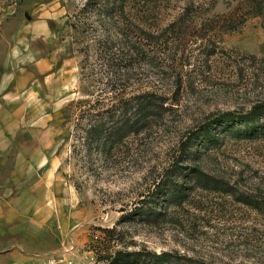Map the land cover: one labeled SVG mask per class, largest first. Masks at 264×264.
Instances as JSON below:
<instances>
[{"label":"rangeland","instance_id":"374dc122","mask_svg":"<svg viewBox=\"0 0 264 264\" xmlns=\"http://www.w3.org/2000/svg\"><path fill=\"white\" fill-rule=\"evenodd\" d=\"M130 6L165 42L156 55L121 61V48L100 46L112 28L99 0H0V124L21 127L11 141L59 184L84 236L72 247L97 264L143 250L179 264H264V135L220 122L257 108L264 124V0ZM117 94L124 106L153 97L155 109L117 156L100 161L77 139L86 117L120 109ZM171 172L180 200L157 192Z\"/></svg>","mask_w":264,"mask_h":264},{"label":"crops","instance_id":"0c3cea01","mask_svg":"<svg viewBox=\"0 0 264 264\" xmlns=\"http://www.w3.org/2000/svg\"><path fill=\"white\" fill-rule=\"evenodd\" d=\"M20 128L0 124V264L37 263L84 243L74 229V207L61 203L59 184L40 176L39 162L21 156V146L11 141Z\"/></svg>","mask_w":264,"mask_h":264},{"label":"trees","instance_id":"16d2710c","mask_svg":"<svg viewBox=\"0 0 264 264\" xmlns=\"http://www.w3.org/2000/svg\"><path fill=\"white\" fill-rule=\"evenodd\" d=\"M89 1V0H88ZM105 8V14L108 17L109 23L111 22L112 31H109V35H104L103 41H99L98 44L111 46L110 52H114L115 48L122 50L124 57L121 61H127L128 57H141L143 55L149 56L151 54H157L155 49L159 46L161 41L159 32L154 27H145L140 23L139 14L143 11H136L134 15V7H131V1L133 0H99ZM99 4V3H96ZM95 4V5H96ZM81 27V26H80ZM74 26V29L79 34H85L87 29ZM173 28V27H172ZM82 30V31H81ZM160 39V41H159ZM116 49V50H117ZM121 53V52H120ZM116 60V59H113ZM148 63V62H147ZM110 92L116 94L121 90L114 86L110 87ZM118 100V94H117ZM154 98L143 97L134 99L133 104L124 106L120 100V109L110 113V115L100 114L94 118H99V121L88 119L87 128L85 129V137H79L77 139L80 144L89 150L91 155L92 151H95L98 159L104 161L112 160L117 156L115 151L122 147L124 141L130 136L140 134L143 130L144 124L151 116V111L155 109V105L152 104ZM131 102V101H130ZM103 106V105H101ZM103 109V108H102ZM262 109H254L248 115L241 116L236 120L233 113H226L221 118L222 126H226L230 129L234 123H240L246 126H253L251 133H260L264 135V124H261ZM108 114V113H107ZM219 123V121L217 122ZM212 125L206 124L203 128V132L208 136L210 141V133L212 131ZM250 132V131H249ZM189 147V145L187 146ZM188 148H186L187 151ZM90 156V155H89ZM117 158V157H116ZM99 159V160H100ZM100 160V161H101ZM198 183L205 184L206 177L200 170L193 171ZM165 179H162L157 185L158 193H166L171 195L172 200H180L184 198L183 190H179L178 185L175 182L169 183V179L172 178V172L166 173ZM207 183V182H206ZM166 187V188H164ZM164 188V189H163ZM163 189V190H162ZM182 189V188H181ZM162 190V191H161ZM252 206H257L256 203H248ZM113 232V231H109ZM110 264H179L176 257L170 253H153L149 251H117L112 257Z\"/></svg>","mask_w":264,"mask_h":264},{"label":"built area","instance_id":"2783aa9c","mask_svg":"<svg viewBox=\"0 0 264 264\" xmlns=\"http://www.w3.org/2000/svg\"><path fill=\"white\" fill-rule=\"evenodd\" d=\"M14 264H97V261L92 252L81 251L71 247L58 255L50 256L37 263L21 262Z\"/></svg>","mask_w":264,"mask_h":264}]
</instances>
